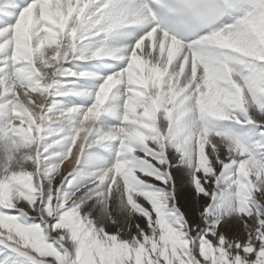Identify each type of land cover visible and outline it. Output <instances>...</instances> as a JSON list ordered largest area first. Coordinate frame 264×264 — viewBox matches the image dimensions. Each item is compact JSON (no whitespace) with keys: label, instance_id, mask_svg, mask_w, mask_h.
Wrapping results in <instances>:
<instances>
[{"label":"snow or ice","instance_id":"6c2138e0","mask_svg":"<svg viewBox=\"0 0 264 264\" xmlns=\"http://www.w3.org/2000/svg\"><path fill=\"white\" fill-rule=\"evenodd\" d=\"M0 264H264V0H0Z\"/></svg>","mask_w":264,"mask_h":264},{"label":"rangeland","instance_id":"374dc122","mask_svg":"<svg viewBox=\"0 0 264 264\" xmlns=\"http://www.w3.org/2000/svg\"><path fill=\"white\" fill-rule=\"evenodd\" d=\"M224 228H225V231H228L230 229V226L225 225Z\"/></svg>","mask_w":264,"mask_h":264}]
</instances>
